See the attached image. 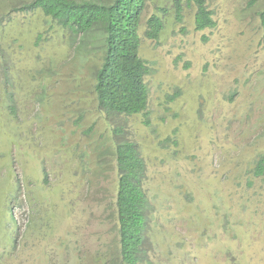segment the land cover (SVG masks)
<instances>
[{"label": "rangeland", "instance_id": "obj_1", "mask_svg": "<svg viewBox=\"0 0 264 264\" xmlns=\"http://www.w3.org/2000/svg\"><path fill=\"white\" fill-rule=\"evenodd\" d=\"M30 1L0 0V264H99L97 253L111 264L117 128L147 163L156 243L141 264H264V174L255 173L264 155V0H208L216 24L203 30L194 6L184 2L179 20L173 0L148 2L147 117H108L89 95L64 99L85 82L72 69L79 39L41 10L22 11ZM154 13L164 25L149 38ZM51 64L54 79L33 83L35 69Z\"/></svg>", "mask_w": 264, "mask_h": 264}, {"label": "trees", "instance_id": "obj_2", "mask_svg": "<svg viewBox=\"0 0 264 264\" xmlns=\"http://www.w3.org/2000/svg\"><path fill=\"white\" fill-rule=\"evenodd\" d=\"M152 0H31L24 3L22 11L41 10L49 19L51 27L65 31L71 40L78 38L76 51L79 61L75 68L76 79L84 76V81H76L77 87L67 89L64 99L87 95L96 101L99 110L111 115L148 116L150 100L146 76L150 71L148 61L141 56V34L143 14ZM208 0H173L177 18L182 20L184 2L194 6L195 25L198 30L215 26L213 12L208 8ZM264 25V10L261 12ZM163 19L152 14L147 19V35L157 38L163 28ZM44 38L39 34L36 45ZM1 46V43H0ZM51 66L35 69L32 81L41 88L46 80L54 79L57 71ZM65 71L64 73H66ZM38 76V78H37ZM86 89H80L81 85ZM41 94V92H40ZM43 89L41 100L46 97ZM13 97V94L10 96ZM15 112V106L10 105ZM82 116L76 121H80ZM122 129H114L116 137L115 155L119 169L116 211L118 217V250L111 264H141L150 262L147 246L155 244L150 203L144 178L146 160L137 142L121 138ZM123 137V136H122ZM256 175L264 174V155L255 166ZM105 256L97 253L94 261L102 264ZM152 264V262H151Z\"/></svg>", "mask_w": 264, "mask_h": 264}]
</instances>
